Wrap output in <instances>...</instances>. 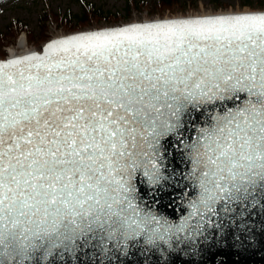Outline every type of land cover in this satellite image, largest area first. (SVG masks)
Returning <instances> with one entry per match:
<instances>
[{
	"label": "snow or ice",
	"instance_id": "6c2138e0",
	"mask_svg": "<svg viewBox=\"0 0 264 264\" xmlns=\"http://www.w3.org/2000/svg\"><path fill=\"white\" fill-rule=\"evenodd\" d=\"M173 142L192 190L179 222L137 188L175 175ZM261 200L264 12L82 32L0 61V264L242 231Z\"/></svg>",
	"mask_w": 264,
	"mask_h": 264
},
{
	"label": "water",
	"instance_id": "95a60500",
	"mask_svg": "<svg viewBox=\"0 0 264 264\" xmlns=\"http://www.w3.org/2000/svg\"><path fill=\"white\" fill-rule=\"evenodd\" d=\"M264 11L229 12L222 14L261 13ZM204 16V15H203ZM197 16H181L175 18L152 19L138 22L122 23L116 26L79 30L66 35L53 37L45 42L41 50H33L18 56L5 57L0 61L15 59L20 56L40 53L43 55L46 46L53 40L63 39L67 36L77 35L82 32L102 31L108 28L124 27L133 23H153L166 19L190 18ZM243 99V97H242ZM229 107L232 106L230 103ZM202 122L203 117L199 118ZM168 155L165 159L167 169L165 175L175 174L171 179L162 182V186L149 185L146 178H139L137 188L142 201L151 205L156 213L171 221L179 222L186 215L183 194L191 188L185 189L183 174L187 172L179 146L174 142L168 145ZM244 230L228 229L224 233L212 231L205 239L198 238L195 242L172 241L171 246L164 242L146 244L143 240L139 243L129 242L120 249L112 248L107 254L92 247H82L74 253L65 252L63 257L59 254L49 257L48 261L40 264H264V200L255 207H250L244 218ZM238 237V239H237ZM111 248V245L109 246Z\"/></svg>",
	"mask_w": 264,
	"mask_h": 264
},
{
	"label": "rangeland",
	"instance_id": "374dc122",
	"mask_svg": "<svg viewBox=\"0 0 264 264\" xmlns=\"http://www.w3.org/2000/svg\"><path fill=\"white\" fill-rule=\"evenodd\" d=\"M157 1L0 0V59L9 56L7 45L17 42L22 31L27 34V47L41 50L45 42L53 37L79 30L203 13L264 11V3H259V0H180L169 8L161 6ZM89 4L101 8L105 13L102 16L89 13L88 20L80 25L77 19L69 23L62 18L67 13L81 14ZM42 16L46 17L45 23H41Z\"/></svg>",
	"mask_w": 264,
	"mask_h": 264
},
{
	"label": "trees",
	"instance_id": "16d2710c",
	"mask_svg": "<svg viewBox=\"0 0 264 264\" xmlns=\"http://www.w3.org/2000/svg\"><path fill=\"white\" fill-rule=\"evenodd\" d=\"M136 2L137 0H129V2ZM139 1V0H138ZM180 0H158L157 3L160 4L163 7H172L175 3L177 4ZM259 3L263 4L264 0H259ZM131 5V4H130ZM89 13H93L95 16H102L103 13H105L104 10H102L101 8H96L94 7L93 4H89L87 5V7L85 8V10L79 14V15H72L71 13H67L64 17L65 20H67L69 23H71L74 19H77L78 24H83L86 20H88L89 17ZM46 16V15H45ZM42 16L41 17V23H45L46 21V17ZM43 37V36H42Z\"/></svg>",
	"mask_w": 264,
	"mask_h": 264
},
{
	"label": "bare ground",
	"instance_id": "6f19581e",
	"mask_svg": "<svg viewBox=\"0 0 264 264\" xmlns=\"http://www.w3.org/2000/svg\"><path fill=\"white\" fill-rule=\"evenodd\" d=\"M223 13H229V12H223ZM210 14L209 13L208 14L203 13L200 15H190V16H203V15H210ZM216 14H218V13H216ZM175 17H177V16H175ZM175 17H165V18H175ZM161 19H163V18H161ZM136 22H138V21H136ZM61 35H59V36H61ZM27 46H28L27 34L25 31H22L21 34L19 35L18 39H17V42L7 45V50H8L7 52L9 53V56H7V57L9 58L12 56H18V55L33 51V50L29 49Z\"/></svg>",
	"mask_w": 264,
	"mask_h": 264
}]
</instances>
